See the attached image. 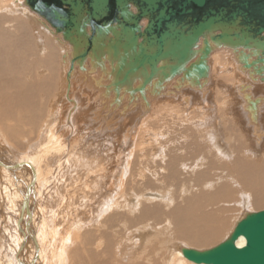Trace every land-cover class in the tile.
<instances>
[{
  "label": "bare ground",
  "instance_id": "1",
  "mask_svg": "<svg viewBox=\"0 0 264 264\" xmlns=\"http://www.w3.org/2000/svg\"><path fill=\"white\" fill-rule=\"evenodd\" d=\"M18 1L19 0L16 1L17 5L19 7H21L22 9H24L25 11L27 10L30 15H34L33 19L36 22V24H39L45 31H47V33L58 44V46L61 47L62 54L59 55V56H61L60 57L61 63L67 64V68H66L65 75L63 77V83H64V90L65 91L63 93L58 92L60 89H58V91H57V87H56V78L58 75V66H57L58 51L56 50V48H53L51 46V43L47 40L46 41H40L42 39L36 40V38H35L36 36L33 35L35 30H34L33 24L31 22L26 21L24 18H22L20 16L10 17L7 14L0 15V133H2L8 139H10L11 142H13L14 139L16 141V139L19 137V135H22V132L19 129H17L15 126H13V125L12 126L11 125L5 126L6 125L5 122L7 121L6 120L7 118H9L11 121H13L11 124L15 125L16 123L19 122L13 116V114L16 112V110L17 109L19 110V108L16 106V102L18 100L22 103L20 105L22 108L26 106V119H28V121L34 126V129L30 132V136L31 135H33L35 137L37 136L36 143L32 147V150H31V151H37L36 155H30L29 152H31V151H28V155L26 156V154H27L26 151H23L22 152L23 156H21V159H23V160H16L15 159V161H6V159L2 155V152L7 151V150L5 149V146L0 141V198H1L0 199V264H11L10 263L11 261L8 260V257H7L8 254L12 256V260L15 262V264H66L67 261H65V258H66L65 254L67 253V250L69 248V239H70L69 238L70 236L67 233L69 231L68 229L69 228L71 229L72 220L73 219H74V221L76 220V222H74V221L72 222V223H76L74 225L81 227L82 221L85 223L83 216L85 215L86 220H87V218L89 216H91V215L93 216L94 211H98L102 208V207H100L101 205L103 207H106V209H107L109 206L108 200L113 195H116V200H115L116 204H115V206L113 205L114 207H112V208L109 207V208H111V210L113 209L114 214H116L115 216L117 218H119L118 222H114L115 223L114 227H113L114 232L112 231L113 228H111V227L108 228V226H107L106 220H108L109 214L107 215L105 213L107 216L105 217L106 220H104L102 222V225H101L102 228H101V226H99L98 228H95L94 230H92L91 233L100 232L99 236L97 233L98 243H96V246H100V245L103 246V243L106 242L107 246L109 244V248L107 250L108 252L109 251L111 252L115 248L116 245H118V250H119L120 249L119 246H122V243H123V240H122L123 234L126 233L125 231L137 230L136 228H138V219H139V217L136 215L137 209L135 207L133 209V207L127 203V199H126L127 197H125L126 195L122 194V191L118 194V192H119L118 187L115 188V185H116L115 178L117 175L116 171H119L122 168L121 160L123 158V150L121 149V145H122L121 141L118 138H115V139L113 138L114 139V145L113 144L112 145L115 146L114 149L116 150L115 151L116 153H112L113 156H109V155L105 156L104 161H102V163L99 164L100 166H96V165L94 166L93 165L94 163L84 161L83 158L80 156L82 152L81 151L76 152L75 150L80 148L81 144H85L86 136H87L88 130H89L92 123L96 125V129H100V128L102 129L101 131H99V133H103L104 130H110L111 128H114L116 126L118 127V125L120 124L119 121L121 119L123 120V118L128 116L130 114V112H132L136 109H139L140 116L138 119H136V121L134 123V124H136L143 116L145 117L146 113L149 112L150 109H153V107L151 106V103H154V102H152V100L157 99L159 97L172 96L173 98L181 99L182 102L184 104H188L187 106H189V107L195 105L196 107H198V109H203V110L212 109L214 107V105L210 101H208V96L210 94L208 95V89H207V87H209L208 84L210 83L212 72H214L215 69H216V72L218 70H221V69H222V71L227 70L226 66H225V69L221 68V67H224V65L221 63H222V61L225 60V56L220 54L219 51H225L228 54V56L230 57V59L236 64L235 68L237 69V71L240 72L245 77V80L240 81L238 84H236L234 92H235V96H237V98L240 100L241 113H242L243 117H245L246 124L250 126V128L252 130V134L255 135V138H257L255 142L260 141L261 138L264 136V132H263L264 130L263 131L261 130V127H260L261 125H260V120H259L260 109L264 105V93L260 94V95L254 94L255 85H257V84H263L264 85V83L260 81V79H261L260 76H256V75L249 76L250 71H246V70L242 69V67H241L242 65L237 59L238 51L232 52L229 49H220V50L213 51L208 58V65H209L208 77H207V79L201 80L199 82V85H196V86L191 85L189 80L185 81L184 79H182V75H179V76L173 78L170 82L165 83V85L162 87V89L159 92H156L155 94H153L151 92L150 88L147 89V91H145V95H144L146 100H142L141 97L139 96V94H135L133 97H129L128 94L126 93V91L124 90L123 92H121L118 103H117V102H114V94L112 92H110L108 95L104 94L105 90H106L105 87L107 85H109V82H110L109 76L104 74L105 72L101 73L99 71V69H91L88 60L85 62L83 72H81L77 68V65H75V64H73V68L70 71V68H69L70 67V60H71L70 46L63 41V39L61 38V36L59 34H56L54 32V29L52 27H50L41 18H39L35 13H33L29 10V7L26 5L25 0H21V2H18ZM8 2H7V0H0V10H2V8L9 7ZM142 25H144V22L142 23ZM36 35H38V34H36ZM39 35H41V34H39ZM55 42H53V43H55ZM36 48L38 49L37 52L41 56V58L35 57L34 51L36 50ZM213 58H214V61H216L217 63L221 62L219 64L220 67L218 66V64H217L218 68H216V66L214 64H212L213 67H212V65H210L213 62ZM58 59H59V57H58ZM210 59H212V62L210 61ZM104 66H105L107 71L110 70L109 64L105 60H104ZM227 67H228V65H227ZM62 68L64 71L65 70L64 67H62ZM26 70H29L30 73L34 75L33 78L30 76L32 78V80H31V94L30 95H26L27 92H26L25 86H27V85H25V83H24V77L26 78ZM227 71H229V70H227ZM223 72H225V71H223ZM61 73L63 74L64 72H61ZM68 74H69V77L67 76ZM225 74H227V73H225ZM59 77L61 78V76H59ZM222 79H226V78H222ZM28 80L29 79H27V81ZM60 84H57V85H60ZM214 88L216 90L218 89L217 92H218L221 100L224 102V104L228 105L229 113H230L231 117L236 116L235 103H234L235 99L233 96H231V94H230L231 92L229 93V91L226 89L225 85L220 86L218 83H216ZM185 90L186 91L191 90L193 92H196L198 95H194L191 97L190 92H189L190 95L189 94L185 95L186 93H183V91H185ZM52 92H54V95L57 94L58 97L56 96V100H55L56 102H54L49 107L50 112H48V114H50V116H49L50 118L47 122H45L44 126L41 127L42 131L39 133L38 130L40 129V126H41V123H40L41 120L38 119L37 117L34 120H33V118L35 116H38V114H40V108L38 106L41 103L42 99L47 95L50 96L52 94ZM192 94H194V93H192ZM49 98H51V97H49ZM78 99L82 101L81 104H79ZM256 99H258V101ZM214 100L216 102H218L219 98L214 99ZM255 100L257 102L256 103V115L253 118L252 114L250 113V111L248 109V106H249V102H253ZM49 102H51V101H49ZM157 103H159V102H157ZM164 103H166V101L161 103V105ZM171 103H173V102H171ZM171 103L168 102L167 104H171ZM154 104H156V103H154ZM155 107H154V109H156ZM176 108H178V106ZM192 110H193V108H192ZM195 110H197V109H195ZM188 111H190V109L187 110V114H188ZM192 112H194V110ZM206 112H208V111H206ZM184 113H186V112H184ZM188 115H190V114H188ZM20 117H21V115H20ZM194 118H197V117H194ZM126 120L127 119H125L124 121H126ZM192 120L193 119H191V121ZM196 120H198V119H196ZM206 121L208 122L209 119H207ZM236 121H237V123L239 122L237 119H235V121H234L235 124H236ZM200 122H203V120ZM213 122H214V120H212V123ZM127 123H128V121H127ZM212 123H209L210 125L207 123L206 126L207 125L211 126ZM122 124H124L123 121H122ZM174 125H176V124H174ZM227 125H228V122L223 123L224 136L229 141L236 140L231 135L232 133L233 134L235 133V131H234L235 129H227ZM231 127H233V126H231ZM13 129H16L19 132V134L17 131H15ZM214 130H215V125L213 126L212 131L208 130L205 133L211 134L212 136H210V139H212V140L214 139L215 141H217L219 139V137L221 136L222 131L220 132V129H217L215 131ZM110 134H111L110 137H112V133H110ZM236 134L237 133H235L234 135L236 136ZM186 136H188V135L186 134ZM192 136H194V135H192ZM196 136H198V135H196ZM133 137H134V135H133ZM167 137L171 138V135L169 134V136H167ZM203 137H204V135H203ZM184 138L185 137H183V139ZM189 138H191V137H189ZM174 139L176 140V142H177V139L179 140V138L177 136L175 138H173V140ZM133 140H134V138H133ZM105 141H104V143L106 145L108 140H107V142H105ZM171 141H169L170 146L172 145ZM18 142L19 141H17V143ZM24 142H26V140L23 139V141L19 145H16L17 146L16 148L24 147V145H25ZM181 142H182V140H181ZM192 142H193V140H192ZM8 143H9V141H8ZM111 143L112 142H110V144ZM184 143H186V142H183V144ZM204 143H206V142H204ZM232 143L234 144V142H232ZM178 144H179V142H177V144L174 143L173 146L176 145L177 148H180V147H178ZM192 144L194 145V143H192ZM198 144L199 143H197V142L195 143L196 149H198L197 148ZM108 145H109V142H108ZM179 145H182V144H179ZM113 146H112V148H113ZM190 146H191V143H190ZM213 146H215V145H213ZM11 147H14V146H11ZM193 147L190 149H194L192 151V155L194 156V158L191 157L194 161H192L190 159L192 161V164H190V167L185 165V163H179V162H181V159H179L181 157H179L177 154H175L176 152L173 153V151H170L167 154L162 153L163 161H158V162L155 161L156 164L154 163L156 165V166L154 165L156 167V169L158 171H160V173H156V174H158L157 179L159 180V182H158L159 184H164L165 181H167L166 177L163 175L164 172L167 173V175H168L167 178L171 179L172 176L177 177L178 173L181 172V171H179L180 169H182V168L183 169L185 168L184 170L188 169V168H186V166L189 167V169L191 167H193L194 171L196 170L195 167H198L199 170L202 169V166L205 167V165H203V164H204V162L206 163V157H203L202 155L200 156L201 153L200 154L195 153L197 156L195 154H193V152L196 150ZM205 147L208 148L207 145ZM249 147H248V149H249ZM108 148H110V146ZM129 148H132V147H129ZM50 149H53L55 151L54 154H57V157L55 159L56 162H60L66 157L63 160V163L66 164L65 167L68 165L67 163H70L71 161H75L76 166H80L76 179H77L78 183H80L81 186L83 187L81 189L82 190V192H81L82 196L80 195L82 197V199H80L81 204L78 207V209L74 210L73 212H72V204H71L70 196L68 195L66 188H65L66 186L62 185L63 182L59 183L57 178L55 179V178L49 176V173H50L49 166L46 164L45 157L49 153H51L49 151ZM95 149H96V151L97 150L98 151H100V150L101 151H103V150L107 151L106 146L104 147V149H102V147H100V146H97V147L94 146V147H88V152H90V151H92V153L96 152ZM220 149L221 148H219V152L223 156L222 157L223 160L225 158H227L226 156H228V159H231L232 157H234L233 156L234 154H232L233 150L231 148H230L231 152L230 153L228 152V154H226V152H225V151H227L226 147L223 150H220ZM179 150H182V149H179ZM253 150H254V148H253ZM12 151H11V153H13ZM242 151L243 150L241 148L240 152H242ZM244 151L242 154H245V153H246L245 155L251 154L250 150H246V152H244ZM8 152H7V154H8ZM110 152H112V151H110ZM141 152L142 151L140 150V153ZM195 152H197V151H195ZM11 153L9 152V154H11ZM205 153L206 152H204V154ZM141 154H143V153H141ZM207 154H208V152H207ZM128 155H130V154H128ZM133 155L134 154H131V157ZM187 155L189 156V154H187ZM224 155H226V156H224ZM146 157H147V153H146ZM165 157L173 158L176 161H174V163H171V161H170L171 159L169 158V161L165 162V160H164ZM208 157H209V154H208ZM133 158H134V156H133ZM141 158H143V157H141ZM246 159H248V158L246 157ZM258 159H259V157H258ZM239 160H240V158H239ZM243 160H240L241 163L245 164V166L247 168H250V169L253 167L254 168L259 167L258 165L261 164V162L258 165L251 164V163H247L246 161H243ZM139 162H141V161H139ZM231 162H234V161H231ZM262 162H264V159ZM212 163H213V161H212ZM227 163H223V164H225L226 167H229L231 169V174L228 175L227 178H229L228 180L232 182V180H235L233 178L234 173L232 170L234 167H233V165L229 166L231 163H229V164H227ZM134 164H135V161H134ZM208 164H209V166L211 165L210 163H208ZM128 165H130V164H128ZM215 165L217 166L218 163ZM206 166L208 167L207 164H206ZM236 167L239 168L240 166H236ZM74 168H72V169H74ZM135 168H137V167H135ZM211 168H213V167H211ZM138 169H140V168H138ZM250 169L248 172L243 173V177L241 179V182H242L241 184H244L246 187L245 190L243 189L244 192L247 191V193L254 194L255 196H260V197H257V199L253 198V200L251 202L252 204H256V206H258L264 200L263 199V197H264L263 196L264 195V169L262 172H260V174H258L259 172L256 173V171L252 172V170H250ZM261 169H260V171H261ZM18 170H24V171H18ZM70 170H71V167H70ZM151 170H152V168H151ZM199 170H198V172H199ZM6 171L9 174L6 173ZM15 171H18V172H15ZM74 171L75 170H73V172ZM204 171H207V170H204ZM237 171H238V169H237ZM132 172H134V171H132ZM142 172H145V171H142ZM213 172H211V173H213ZM188 174H192V173H188ZM71 175H75V174H71ZM127 175H129V174H127ZM211 175H208V177H210ZM130 176H131V174H130ZM205 176H206V174H205ZM212 176L216 177L219 175L215 176V174H213ZM223 176H225V175L223 174L222 177ZM134 177H135V175H134ZM147 177H149V176L147 175ZM194 177H196L198 179V177L200 178L203 176L198 175V177H197L194 175ZM208 177H207V180L209 179ZM237 177H239V176H237ZM183 178L185 179V177H182V180H181L182 184H180V190L182 191L181 187H184L185 190H183L182 193H180L181 194L180 197L177 196V198H175L178 201L177 204L174 205V203L176 202V201H174L173 202L174 206H172V202L169 201L170 200L169 195H168V197H169L168 201L169 202L167 204L165 203V201L167 199L166 196H164L165 199L163 197H158V199H156V201H157L156 205H155V203H153L155 201H152L154 199H152L151 200L152 201V207L150 206V204H148V202H150L149 200L144 201V204H146V206L143 203L138 201L139 203L143 204L144 207L140 210L138 209L139 211L137 213H139V214L143 213L144 209L146 210L147 215L149 212L151 214H153V216L155 215L154 213H156L157 217L155 218V216H154V218L153 217H151V218L153 220L157 219V222L160 225L165 224V226H163L164 228H162L164 231L170 230L171 225L173 224V226L176 227L174 229L172 228L173 232H175L176 236H171V238H175L177 240L183 239L184 241H186L187 243H189L190 245H193V246H203V245L214 244L213 242L219 237L220 233L223 231V228H224V222H223L224 216H222L224 214L223 212H228L229 207L223 208L224 207L223 205H225V203L223 204V201L221 198L222 195L220 197L221 193L217 194L218 192L215 194H212L211 197H209V201L208 202L206 201L207 202L206 204H203L202 206L196 205V207H195V205H193V203H194L193 200L198 198V197L193 199V196L189 193H190V191L192 192V190H194V189L197 190V188L189 189V185H192V187H193L194 184L199 185L198 184L199 182L198 183H192L191 182L192 184L190 182L185 183ZM149 179H150V177H149ZM204 179H205V177H204ZM131 180H133V179H131ZM218 180H220V179H218ZM174 181L175 180H173V181L168 180V182H166V183H168V186H169V184L173 183ZM176 181H177L176 184H179L180 181L179 180H176ZM202 181H203V179H202ZM138 182H140V181H138ZM212 182H214V181H212ZM212 182L209 181L207 183H212ZM129 183H131V182H129ZM129 183H127V184H129ZM205 183H206V181L204 182V184ZM233 183H236V181H233L232 184ZM66 184H68V183H66ZM156 184H157V182H156ZM124 185H125V183H124ZM124 185H123V187H124ZM152 185H153V183H152ZM174 185L172 187H174ZM206 185H208V184H206ZM212 185H214V184H212ZM235 186H237V185L235 184ZM1 187L4 188V190L7 187V191L5 193L6 197H4V190H1ZM129 187H127L126 189L128 190ZM138 187H139V185H138ZM144 187L147 188V186H144ZM192 187H190V188H192ZM239 187H237V188H239ZM67 188H68V190L69 189L73 190V188L76 189L77 187L74 186L73 188H70V187H67ZM153 188H154L153 186L150 187L151 190ZM201 188L207 189V187H205L204 185ZM150 189H149V192H150ZM227 189L228 190L231 189L230 184L227 186ZM235 189L232 186L231 195H229V196H227V198H225V199H227V201L233 200L234 194H238V191L240 193L241 190L237 189V191H235ZM130 190L131 189H129L128 191H130ZM176 190L179 191L177 188H176ZM195 190H194V192H195ZM201 191L203 192V189L202 190L200 189L198 195L201 193ZM221 191H223V189H221ZM74 192H76V191H74ZM179 192H177V193H179ZM207 192H208L207 194H209V193L211 194V192H213V191H211V192L207 191ZM135 193H137V192H135ZM229 193H230V191H229ZM261 193H262V195H261ZM131 194L133 195L134 193H131ZM174 195L175 194H173V196ZM73 196H74V194H73ZM243 196H244V194H243ZM249 196H251V195H249ZM224 197H226V196H224ZM237 197H240V196L238 195ZM139 198H141V197H139ZM149 198L151 199V197H149ZM54 199H57V200L59 199V200L63 201L62 205H63L64 211H65V217H64V219L60 225H58V222H59L58 204L55 203V201H53ZM250 199H251V197H250ZM250 199L248 201H250ZM138 202H136V203H138ZM236 202H238V201H236ZM200 203H202V202H200ZM50 204H51V208H49ZM54 204H56V205L54 206ZM180 204H182V206H180ZM196 204H198V203H196ZM221 204H223L222 205L223 207L220 206ZM234 204H236V203H234ZM209 207H211V210L208 209ZM107 210H106V212H107ZM208 211H210V212H208ZM67 213L71 214V218H69ZM248 213H252V212H248ZM248 213H245V214H248ZM244 215L242 217H244ZM149 216H150V214H149ZM140 217H141V215H140ZM123 218H126V222L124 221ZM78 219L80 221H78ZM89 219H90V217H89ZM135 219H137V220H135ZM77 221L80 223L78 224ZM151 222H152V220H151ZM74 225H72V226H74ZM87 225L88 224H86L85 226H87ZM147 225H149V224H147ZM141 228L142 227H140L139 229H141ZM159 228L160 227H158V230H159ZM75 230L78 231L77 228ZM106 230H108V232H106ZM145 230H146V228H145ZM155 230L156 229H154V231ZM146 231H148V230H146ZM231 232L232 231H230V233ZM39 233H40V240H39V238L37 239V236L39 235ZM151 233H149V234H151ZM130 234H132V233H130ZM145 234H147V233H145ZM111 237L115 240L114 241L115 242L114 247L109 242ZM128 237H130V236L128 235ZM162 237H163V235H162ZM89 239H91V238L89 237ZM9 240H12V241H9ZM38 240L41 242H39ZM177 240H176V242H170L169 240L165 239V243H162V245H160L161 242L158 245H156L157 247L151 245L150 246L151 247V251H150L151 253H149V257H144V255L140 254L139 259H137V256L135 257L131 253L129 254L128 251H127V253H128L127 257L129 260L132 261L131 262L132 264H137L138 261L141 260L140 259L141 256H143L141 261L143 262V260L146 258L145 262L148 264H162V263H164V264H194L192 262H189L188 260H186L182 256L181 249L186 248V247L182 246L181 244H177L178 243ZM89 241L92 242V240H88V242ZM94 241L95 240H93V242ZM141 241H143V240H141ZM9 242H11V243H9ZM93 242H92V244H93ZM72 243H74V241H72ZM164 244H167V247H166L167 255H166V253H163L161 251V247L164 246ZM244 244H245V240L243 238H239L238 241L236 242V245L240 246V247L243 246ZM83 245H84V247H81V248H83V250H84L85 245H87V244H83ZM126 247H124V248H126ZM164 248H165V246H164ZM164 248H163V250H164ZM92 249H94V248H92ZM141 249L143 250V248H141ZM187 249H190V248H187ZM80 250H79V252H80ZM125 250L121 249V252L120 251H118L119 253L116 252L117 253L116 255L122 257L121 254L125 255V252H126ZM136 250H134V251H136ZM203 250H205V249H203ZM115 251H116V249H115ZM123 251H125V252H123ZM197 251H200V250H197ZM73 253L75 254V251L69 253V258H70L69 260H71V262H72L71 257L73 256ZM92 253H93V251H92ZM29 256H30V259H29ZM113 256H114V253H113ZM158 256L163 257L161 263H160V260H159V262L157 261ZM123 257H122V259H123ZM25 259L26 260L29 259V263L28 262L25 263L24 262ZM74 259H76V258H74ZM85 261H88V260L86 259ZM91 264H93V263H91ZM139 264H141V262H139Z\"/></svg>",
  "mask_w": 264,
  "mask_h": 264
},
{
  "label": "rangeland",
  "instance_id": "2",
  "mask_svg": "<svg viewBox=\"0 0 264 264\" xmlns=\"http://www.w3.org/2000/svg\"><path fill=\"white\" fill-rule=\"evenodd\" d=\"M8 1L9 0H7V2ZM16 1L17 0H10L8 2V6L9 7L2 8V10H0L1 11L0 15L7 14L10 17L20 16V17L24 18L26 21L31 22L33 24V27H34V30H35L33 35L36 36L35 37L36 40H40V39H42L40 41H46L47 40V41H49L51 43V46L53 48H56V50L58 51V57H59V59L57 57L58 75H57V78H56V87H57V91H58V89H60V90L62 89L61 91L59 90L58 92H62L63 93L65 91L64 90L63 77H64L65 72H66L67 64H62L61 63V58H60L61 56H59V55L62 54L61 47L58 46V44L52 39V37L47 33V31H45L39 24H36V22L33 19L34 15H30L27 10L25 11L24 9L19 7L17 5ZM18 2H21V0H19ZM36 34H38V35H36ZM39 34H41V35H39ZM53 42H55V43H53ZM37 51H38V49L36 48V50L34 51L35 52V57H40L41 58V56L38 54ZM219 53L222 54L223 56H225V60L222 61V63L221 62L217 63L216 61H214V58H213V62H212V59H210V61L212 62V63L210 62L211 63L210 65L214 64L216 66V68H218V66L220 67L219 64L221 63V64L224 65V67H221V68L225 69V66H226V69L229 70V71L223 70V71H225V72H223L222 69L220 68L221 70H218L216 72V69H215V71L212 72L211 80H210V83L208 84L209 87H207L208 95L210 94L208 96V101H210L214 105V107L212 109H207V110L198 109V107H196L195 105L189 107V106H187L188 104H184L181 99L173 98L172 96L159 97V98H157L158 100L157 99L152 100V102L156 103V104L151 103V106L153 107V109H150V111L146 113L145 117L143 116L136 124H134V123H135L136 119H138L139 116H140L139 109H136V110L130 112V114L128 116H126L125 118H123V120L121 119L119 121L120 124L118 125V127L116 126L114 128H111L110 130H104L103 133H99V131L102 130L101 128L100 129H96V125L93 124V123L92 124L90 123L91 126H90V128L88 130V133H87V136H86V141L87 142L85 141V144H81V147L75 150L76 152L77 151L78 152L79 151L82 152L80 156L83 158L84 161H88V162L94 163L93 164L94 166L95 165L96 166H100L99 164L102 163V161H104L105 156H108V155L109 156H113L112 153H116L115 152L116 150L114 149L115 146H113L114 145V139L115 138L120 139L121 144H122L121 145V149L123 150V158L121 160L122 168L119 171H116L117 175H116V178H115V181H116L115 188L118 187V189H119L118 194L122 191V194L126 195L125 197H127L126 198L127 199V203L130 206H132L133 209L135 207L137 209V212L140 209H142L144 207V205L146 206V204H144L145 200L146 201L147 200L150 201V202H148V204H150L151 207H152V201H155L153 203H155V205H156L157 204L156 203L157 202L156 199H158V197H163L164 198V196H166V198H167L166 201H165L166 204L169 201L172 202V206L177 204L178 201L175 198H177V196L180 197L181 196L180 193H182V191L185 190L184 187H181L182 191L180 190V184H182V182H181L182 177H185V179L183 178L185 183H187V182L198 183L199 182L198 183L199 185H195L194 184L193 187H192V185H189V189L197 188V190L194 189L195 192H194V190H192V192L190 191V193H189V194H191L193 196V199L198 197V198L193 200V202H194L193 205H195V207H196V205L202 206L203 204H206L209 201V197H211L212 194H215L217 192H218L217 194L221 193L220 197L222 195L221 198H222L223 204L225 203V205L221 204L220 206L221 207L224 206L223 208H228V207L229 208H228V212H223L224 214L222 216H224V218H223L224 228H223V231L220 233L219 237L213 242L214 244L203 245V246H193V245H190L189 243H187L186 241H184L183 239L177 240L175 238H171V236H176L175 232H173V229L176 228V227H174L173 224H172L170 230L164 231L162 228H164L163 226H165V224L160 225L157 222V219L153 220L151 218V217L154 218V216L156 218L157 214L154 213L155 215L153 216V214H151L149 212L148 215H147V212L144 209L143 213L139 214V213L136 212V215L139 217V219H138V228H136L137 230H135V231H125L126 233L124 232L125 234H123V237H122V240H123L122 246H119L120 249L118 250V245H116L115 248L111 251L112 253L110 251H109L110 252L109 253L107 251L108 248H109V244L107 246L106 242L103 243V246H101V245L100 246H96V243H98V241H97V239H98L97 233H98V236H99L100 232L91 233V231L94 230L95 228H98L99 226H101L102 222L104 220H106L105 217L108 214H109V218H108V220H106L108 228L109 227L113 228L114 224H115L114 222H118L119 221V218H117L115 216L116 214H114L113 209L111 210V208L114 207L115 204H116V201H115L116 200V195H113L108 200L109 201V206L107 208L108 210L106 209V207H103L101 205L100 207H102V208L100 210H98V211H94L93 212V216L92 215L89 216L88 215L89 213L87 214L90 217V219L88 217L87 220H86V217L84 215L83 218L85 220V223L82 221L81 227H78L77 225H74L76 223H72L74 221V219L72 220L71 224L74 225V226L71 225V229L69 228L68 229L69 231L67 233L70 236L69 237L70 239H69V248L67 250V253L65 254V256H66L65 261H67L66 264H75V263L76 264H91V263H93V264H123L124 262H125L124 264H132L131 263L132 261L129 260L128 257H127L128 253L129 254L131 253L135 257L137 256V259H139V255L140 254L144 255V257H149V253H151L150 252L151 251V247L150 246L151 245L156 246L160 242H161L160 245H162V243H165V239L169 240L170 242H176V240H177L178 241L177 244H181L182 246H184L186 248H190V249H194V250H200V251H203V249L208 250V249L218 245L222 241H224L226 239V237L230 234V231H232V229L234 228L236 222H238L239 219L242 218V216L245 213L258 212V211L264 210V200L258 206H256V204H252L251 203L253 198L257 199V197H260V196H255L254 194L247 193V191L244 192L246 187H245L244 184H241L242 183L241 179L243 177V173L248 172L250 168H247L245 166V164L241 163V161H240V160L244 159L243 161H246L247 163H251V164H256V165H258L261 162V164L258 165L259 167H256V168L253 167L250 170H252V172L256 171V173L259 172L258 174H260V172L263 171L264 162H262V161L264 159V136L261 138L260 141L255 142L257 138H255V135L252 134V130H251L250 126L246 124L245 117H243V115L241 113L240 100L237 98V96H235L234 89H235L236 84H238L240 81L245 80V77L240 72L237 71V69L235 68L236 64L230 59V57L228 56V54L225 51H219ZM217 64H218V66H217ZM227 65H228V67H227ZM62 67H64V69H65L64 71H63ZM212 67H213V65H212ZM61 72H64V73L62 74ZM225 73H227V74H225ZM32 75L33 74H31L29 70H26V78L24 77V83H25V85H27V86H25L26 87V92H27L26 95H30L31 94V80L34 77V75L33 76ZM59 76H61V78ZM222 78H226V79H222ZM27 79H29L28 80L29 82L27 81ZM216 83H218L220 86L221 85H225V87L229 91V93L231 92L230 93L231 96H233L234 99H235L234 103H235V111H236V116L237 117L236 116L231 117V115L229 113L228 105L224 104V102L221 100V98H220V96H219V94L217 92L218 89L216 90L214 88ZM57 84H60V85H57ZM189 92L191 93V95H190ZM183 93L189 94L191 97L194 96V95H198L196 92H193L191 90L190 91L189 90H187V91L185 90V91H183ZM192 93H194V94H192ZM263 93H264V85L263 84L255 85L254 94L255 95H260V94H263ZM56 96H57V94L54 95V92H52V94L50 96L49 95L45 96L42 99V101L39 104V106H38L40 108V114H38V116H35L33 118V120L36 117L41 120V122H40L41 126H40V129L38 130L39 133L42 131L41 127L44 126L45 122H47L49 120V118H50L49 117L50 114H48V112H50L49 111V107L54 102H56L55 101L56 100ZM49 97H51V98H49ZM217 98H219L218 102H216L214 100V99H217ZM49 101H51V102H49ZM162 101L163 102L166 101V103L161 105V103H163ZM78 102H79V104L82 103V101L79 100V99H78ZM157 102H159V103H157ZM168 102L169 103L173 102V103H171L172 104L171 105V104H167ZM21 104L22 103L17 100L16 106L19 108V110L17 109L16 112L13 114V116L19 122L14 125V124H11L13 121H11L9 118H7L6 119L7 121L5 122V124H6L5 126H10V125L11 126L12 125L15 126L17 129H19L22 132V135H19V137L16 139V141L14 139L13 142H11L10 139H8L5 135L0 133V141L2 142V144L5 146V149L7 150V151H3L2 152V155L6 159V161H15V159L16 160H23V159H21V156H23L22 152L26 151V153H27L26 156H27L28 155V151L32 150V147L35 145L36 140H37V136L36 137L33 136V135L30 136V132L34 129V126L28 121V119H26V106L22 108L20 106ZM177 106H178V108H176ZM154 107L156 109H154ZM192 108H193L194 112H192L193 111ZM188 109H190V111H188V114H190V115L187 114V110ZM195 109H197V110H195ZM206 111H208V112H206ZM184 112H186V113H184ZM20 115H21V117H20ZM194 117H197V118H194ZM125 119H127V120L124 121ZM191 119H193L194 121L193 120L191 121ZM196 119H198V120H196ZM207 119H209L208 122L206 121ZM235 119H237L239 121L238 123L236 121V124L234 122ZM202 120H203V122H200ZM212 120H214L213 123H212ZM259 120H260L261 130L263 131L264 130V105L260 109V118H259ZM122 121H123L124 124H122ZM127 121H128V123H127ZM224 122H228L227 129H235L234 131H235V133H237L236 136L234 135L235 133L234 134L232 133L231 135L236 140L229 141V140L226 139V137L224 136V132H223V123ZM173 123L176 124V125H174ZM207 123L208 124L212 123V125L211 126H208V125L206 126ZM214 125H215V130L220 129V132L222 131V134H221V136L219 137V139L217 141H215L214 139L213 140L210 139V136H212L211 134L205 133L208 130L212 131ZM231 126H233V127H231ZM13 130L17 131L16 129H13ZM110 133H112V137H110L111 136ZM168 133L171 135V138L167 137V136H169ZM18 134H19V132H18ZM186 134L188 136H186ZM133 135H134V137H133ZM192 135H194V136H192ZM196 135H198V136H196ZM203 135H204L205 138L203 137ZM176 136L179 138V140L177 139V142H179V144H182V145L178 144V147H180V148H177L176 145L173 146L174 143L177 144L176 140L175 139L173 140V138H175ZM183 137H185V138L183 139ZM189 137H191V138H189ZM133 138H134V140H133ZM23 139L26 140V142H24V144H25L24 147L16 148L17 147L16 145H19L23 141ZM191 139L193 140V142H192ZM107 140L109 142V145H108ZM181 140H182V142H181ZM8 141H9V143H8ZM17 141H19V142L17 143ZM104 141L107 142L106 145H105ZM169 141L172 142L171 146H170ZM110 142H112V143L110 144ZM183 142H186V143L183 144ZM196 142L199 143L198 147H197L198 149L195 148V143ZM204 142H206V143H204ZM232 142H234V144ZM190 143H191V146H190ZM192 143H194V145ZM104 145L106 146L107 151H105V150H103V151H101V150L98 151L97 150L96 151V149H95L96 152H93V153H92V151L88 152V147L100 146V147H102V149H104V147H105ZM206 145H207L208 148L205 147ZM213 145H215V146H213ZM11 146H14V147H11ZM109 146H110V148H108ZM112 146H113V148H112ZM129 147H132V148H129ZM192 147L196 149L195 151H197V152L194 151L193 154H195V153L200 154L201 153L200 156L202 155L203 157H206V163L204 162V164H203V165H205V167L202 166L201 170H199L198 167H195L196 168L195 171H194L193 167H191L189 169L190 164H192V161H194L191 158V157L194 158V156L192 155V151L194 149H190ZM225 147L227 149V151H225L226 154H228V152L230 153L231 149H232L233 150L232 154H234L233 155L234 157H232L231 159H228V156L224 155L227 158H225L223 160V158H222L223 156L219 152V148H221L220 150H223V149H225ZM248 147H249V149H248ZM241 148H242L243 151L245 150L244 152H246V150H250L251 154H248V155H245L246 153L242 154L243 151L240 152ZM253 148H254V150H253ZM179 149H182V150H179ZM140 150L142 151L141 153H143V154L140 153ZM8 151L10 153L12 151L13 153L9 154ZM49 151L51 153H49L45 157L46 164L49 166V171H50L49 176L53 177L55 179L57 178L59 183L63 182L62 185L66 186L65 188H66V191H67L68 195L70 196V200H71V204H72V212H73L74 210L78 209V207L81 204V200L80 199H82V197H81L82 196V194H81L82 190L81 189L83 187L81 186L80 183H78V181L76 179L77 178V174L79 172L80 166H76L75 161H71L70 163H67L68 165L65 167L66 164L63 163V160L66 157L62 161L56 162L55 159L57 157V154H54L55 151L53 149H50ZM108 151L109 152L112 151V152L109 153ZM170 151H173V153L176 152L175 154H177L179 157H181V158H179V159H181V162H179V163H185V165H187L189 167L186 166V168H188L186 170H184L185 168L184 169L182 168L183 170L180 169L179 171H181V172L178 173L177 177H173L172 176L173 179L172 178L168 179L167 178V176H168L167 173L164 172L163 175L166 177L167 181H165L164 184H159L158 183L159 180L157 179V175L158 174H156V173H160V171H158L156 169V167H155L156 165L155 164L158 161H163L162 153H166L167 154ZM7 152H8V154H7ZM204 152H206V153L204 154ZM207 152L209 154V157H208ZM36 153H37V151L29 152L30 155H36ZM146 153H147V157H146ZM128 154H130V155H128ZM131 154H134L133 155L134 158H133V156L131 157ZM187 154H189V156ZM141 157H143V158H141ZM246 157L248 159H246ZM258 157H259V159H258ZM169 158L170 157H165L164 158L165 162H168ZM239 158H240V160H239ZM170 159H171L170 160L171 163H174V161H176L173 158H170ZM133 160L135 161V164H134ZM139 161H141V162H139ZM212 161H213V163H212ZM231 161H234V162H231ZM208 163H210L211 165L209 166ZM217 163H218V165L216 166L215 164H217ZM223 163H227V164L231 163L229 166L233 165V167H234V168L232 167L233 168L232 170H233V173H234L233 178L235 180H232V182L236 181V183L232 184V182L228 180L229 178H227V176L231 174V169L229 167H226V165L223 164ZM236 163L237 164L239 163V164L237 165ZM128 164H130V165H128ZM206 164L208 165V167L206 166ZM236 166H240V167L238 168ZM70 167H71L72 171L70 170ZM135 167H137V168H135ZM211 167H213V168H211ZM72 168H74V169H72ZM138 168H140V169H138ZM151 168H152V170H151ZM237 169H238V171H237ZM260 169H261V171H260ZM73 170H75V171L77 170V171L73 172ZM198 170H199V172H198ZM204 170H207V171H204ZM18 171H24V170H18ZM18 171H15V172H18ZM132 171H134V172H132ZM142 171H145L146 173L142 172ZM211 172H213V173H211ZM6 173H8V172L6 171ZM188 173H192V174H188ZM220 173L222 175L224 174L225 176L222 177V175ZM71 174H75V175H71ZM127 174H129V175H127ZM130 174H131V176H130ZM197 174L199 176L201 175L203 177L199 178ZM205 174H206V176H205ZM211 174L212 175L215 174V176L216 175H219V176H216L217 177L216 178V177L212 176ZM134 175H135V177H134ZM147 175L150 177V179H149V177H147ZM194 175L197 176L198 179L196 177H194ZM208 175H211V176L208 177ZM236 175L239 176V177H237ZM204 177H205V179H204ZM207 177L209 178L208 180H207ZM201 178L203 179V181H202ZM131 179H133V180H131ZM218 179H220V180H218ZM168 180H172V181L175 180V181L173 183L169 184V186H168V183H166V182H168ZM176 180L180 181L179 184H176L177 183ZM138 181H140V182H138ZM155 181L157 182V184H156ZM205 181H206V183L204 184ZM209 181L210 182L214 181L215 183L214 182L207 183ZM65 182L68 183V184H66ZM129 182H131V183H129ZM124 183H125V185H124ZM127 183H129L130 185L127 184ZM152 183H153V185H152ZM206 184H208V185H206ZM212 184H214V185H212ZM227 184L228 185L230 184V188L231 189H232V186L234 187V189L236 188L235 191H237V189L241 190L240 193L238 191V194H234V198L231 201H227V199H225V198H227V196L231 195V189H229V190L227 189V186H228ZM235 184L237 186H235ZM123 185H124V187H123ZM138 185H139V187H138ZM173 185H174V187H172ZM203 185L205 187H207V189L201 188V187H203ZM74 186L77 187V188L76 189L73 188ZM144 186H147V188L144 187ZM151 186L154 187L152 190L150 189ZM67 187L73 188V190L76 191V192H74L72 189L71 190L69 189L70 190L69 191ZM127 187H129L128 190L129 189H131V190L128 191L126 189ZM190 187H192V188H190ZM237 187H239V188H237ZM176 188L180 192L177 191ZM149 189H150V192H149ZM200 189L201 190L203 189V192L201 191V193L198 195ZM221 189H223V191H221ZM1 190H4V188L1 187ZM206 190L209 191V192H211V191H213V192H211V194L210 193L207 194L208 192ZM6 191H7V187L4 190V197H6V194H5ZM229 191H230V193H229ZM135 192H137V193H135ZM177 192H179V193H177ZM131 193H134V194L132 195ZM73 194H74V196H73ZM173 194H175V195L173 196ZM243 194H244V196H243ZM248 194L251 195V196H249ZM168 195L170 197L169 201H168V198H169ZM238 195L240 197H237ZM261 195H262V193H261ZM224 196H226V197H224ZM139 197H141V198H139ZM149 197H151V199ZM250 197H251V199H250ZM152 199H154V200H152ZM249 199H250V201H248ZM263 199H264V197H263ZM53 201H55V203L58 204V211H59V213H58L59 214L58 225H60L62 223L64 217H65V211H64V208H63V205H62L63 201L59 200V199L58 200L54 199ZM138 201L143 203L144 205L139 203ZM174 201H176V202L173 205ZM236 201H238V202H236ZM136 202H138L139 204L136 203ZM200 202H202V203H200ZM196 203H198V204H196ZM234 203H236V204H234ZM55 205L56 204H54V206ZM180 206H182V204H180ZM109 207H111V208H109ZM49 208H51V204L49 205ZM208 209L211 210V207H209ZM106 210H107V212H106ZM208 212H210V211H208ZM149 214H150V216H149ZM67 215L69 216V218H71V214L67 213ZM140 215H141V217H140ZM123 219L126 222V218H123ZM135 220H137V219H135ZM151 220H152V222H151ZM78 221H80V220L78 219ZM78 221H77V223L79 224L80 222H78ZM74 222H76V220ZM146 223L149 224L151 227L149 225H147ZM86 224H88V225L85 226ZM140 227H142V228L139 229ZM158 227H160L161 229L159 228V230H158ZM76 228H77L78 231L75 230ZM101 228H102V226H101ZM145 228L148 231H146ZM154 229H156V230L154 231ZM112 231L114 232V228L112 229ZM106 232H108V230H106ZM130 233H132V234H130ZM143 233L144 234L147 233V234L144 235ZM149 233H151V234H149ZM128 235L130 237H128ZM162 235H163V237H162ZM89 237L91 239H89ZM38 238L40 240V233L37 236V239ZM87 239L88 240H92V242H93V240H95V241L92 244V242H90V241L88 242ZM141 240H143V241H141ZM9 241H12V240H9ZM72 241H74V243H72ZM114 241L115 240L112 237L109 240V242L113 245V247H114V244H115ZM39 242H41V241H39ZM9 243H11V242H9ZM83 244H87V245H85L84 250H83V248H81V247H84ZM164 246H165V248H164ZM164 246L161 247V251L163 253H166V255H167V249H166L167 244H164ZM91 247L94 248V249H92ZM124 247H126L127 249L124 248ZM141 248H143L144 251ZM163 248H164V250H163ZM115 249H116V251H115ZM121 249L122 250L126 249L125 250L126 252L123 251V252H125V255L121 254L122 257L124 256L123 259H122V257L116 255L117 253H119L118 251L121 252ZM79 250H80V252H79ZM134 250H136V251H134ZM73 251H75V254L73 253V256L71 257V259H72V262H71V260H69L70 259L69 258V253H71ZM92 251H93L94 254L92 253ZM127 251H128V253H127ZM113 253H114V256H113ZM7 257H8V260L11 261L10 262L11 264H15V262L12 260V256L11 255L8 254ZM142 257L143 256H141V258H140L141 260H142ZM74 258H76V259H74ZM29 259H30V256H29ZM29 259H27V260L25 259L24 262L25 263L26 262L29 263ZM86 259L88 261H85ZM145 259L143 260L144 263L140 260V261H138L137 264H139V262H141V264H148V263L145 262ZM162 259H163L162 256L161 257L158 256V260L157 261L159 262V260H160V263H161ZM162 264H164V263H162Z\"/></svg>",
  "mask_w": 264,
  "mask_h": 264
},
{
  "label": "water",
  "instance_id": "3",
  "mask_svg": "<svg viewBox=\"0 0 264 264\" xmlns=\"http://www.w3.org/2000/svg\"><path fill=\"white\" fill-rule=\"evenodd\" d=\"M25 1L70 46V71L75 64L83 72L88 60L109 76L104 94L114 102L124 90L146 100L147 89L155 94L179 75L199 85L220 49L238 51L242 69L264 83V0ZM256 100L248 106L253 118ZM181 253L194 264H264V210L245 214L218 245Z\"/></svg>",
  "mask_w": 264,
  "mask_h": 264
},
{
  "label": "crops",
  "instance_id": "4",
  "mask_svg": "<svg viewBox=\"0 0 264 264\" xmlns=\"http://www.w3.org/2000/svg\"><path fill=\"white\" fill-rule=\"evenodd\" d=\"M185 95H188V94H185Z\"/></svg>",
  "mask_w": 264,
  "mask_h": 264
}]
</instances>
